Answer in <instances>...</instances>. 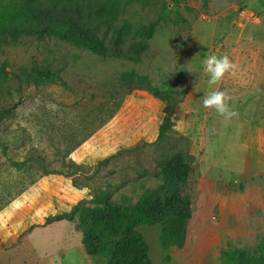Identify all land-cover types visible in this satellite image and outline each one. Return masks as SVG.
I'll list each match as a JSON object with an SVG mask.
<instances>
[{"label":"rangeland","instance_id":"rangeland-1","mask_svg":"<svg viewBox=\"0 0 264 264\" xmlns=\"http://www.w3.org/2000/svg\"><path fill=\"white\" fill-rule=\"evenodd\" d=\"M152 23L158 27L139 64L103 59L58 38L0 40V111L17 106L0 126V264H105L85 252L79 210L94 206L100 190L116 202L137 203L162 184L161 162L177 150L195 158L183 190L193 211L188 240L183 250H166L160 226H141L152 262L239 264L224 252L253 256L258 250L264 238V0H120L112 28L106 34L102 25L100 34L110 45L125 24L133 34ZM211 55H228L238 66L213 88L203 67ZM35 69L61 79L37 85L26 78ZM131 71L163 91L171 87L182 101L163 141L166 104L145 86H120V75ZM214 89L230 97L237 117L226 121L202 106Z\"/></svg>","mask_w":264,"mask_h":264},{"label":"trees","instance_id":"trees-1","mask_svg":"<svg viewBox=\"0 0 264 264\" xmlns=\"http://www.w3.org/2000/svg\"><path fill=\"white\" fill-rule=\"evenodd\" d=\"M171 1L179 4L186 0ZM119 9L120 0L98 5L89 0H11L0 4V40L17 41L22 36L52 37L103 59L142 63L158 23L133 34L131 26L125 24L115 30V36L108 45L100 31L103 25L107 27L105 33H109ZM4 73V69L0 70L3 80ZM26 78L37 85L61 79L50 69H35L34 73L26 74ZM120 86L130 90L145 86L155 98L166 104L158 141L165 140L174 128L173 119L182 102L174 99L176 92L171 87L161 90L151 83L148 76L136 71L122 73ZM16 107L13 105L0 111V126L13 115ZM194 160V156L182 150L172 152L161 162L162 184L146 190L137 203H132L129 197H124L119 203L112 199L110 191H98L92 199L94 206L81 208L77 217L86 254L101 259L105 264H154L149 247L139 232L141 226L147 225L161 227L164 249L183 250L193 216L191 200L183 190L194 171ZM109 161L106 159L102 163ZM224 257L239 264H258L264 260V238L253 256L249 251L238 249L234 254L224 252Z\"/></svg>","mask_w":264,"mask_h":264},{"label":"clouds","instance_id":"clouds-1","mask_svg":"<svg viewBox=\"0 0 264 264\" xmlns=\"http://www.w3.org/2000/svg\"><path fill=\"white\" fill-rule=\"evenodd\" d=\"M203 67L209 77V88L218 85L226 75H235L238 68L228 55L206 56ZM229 101L230 97L224 91L214 89L204 94L202 106L205 109H214L217 115L226 121H230L232 118L237 117L238 113L230 107Z\"/></svg>","mask_w":264,"mask_h":264}]
</instances>
